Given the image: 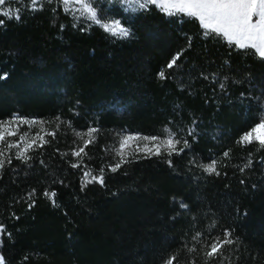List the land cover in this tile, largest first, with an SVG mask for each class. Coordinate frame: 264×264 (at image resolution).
I'll list each match as a JSON object with an SVG mask.
<instances>
[{
  "label": "trees",
  "instance_id": "obj_1",
  "mask_svg": "<svg viewBox=\"0 0 264 264\" xmlns=\"http://www.w3.org/2000/svg\"><path fill=\"white\" fill-rule=\"evenodd\" d=\"M100 3L127 38L64 0L1 5L0 121L17 113L51 132L27 160L1 147L0 223L11 235L0 254L7 264H264V146L243 140L262 116L264 58L205 35L196 17ZM121 128L172 129L181 144L118 155Z\"/></svg>",
  "mask_w": 264,
  "mask_h": 264
},
{
  "label": "snow or ice",
  "instance_id": "obj_2",
  "mask_svg": "<svg viewBox=\"0 0 264 264\" xmlns=\"http://www.w3.org/2000/svg\"><path fill=\"white\" fill-rule=\"evenodd\" d=\"M130 7H133L138 11L148 10L150 5L158 6L163 9V11L170 15H177L180 13L186 14L190 17H196L201 22L204 29L210 30L205 33V35L214 32L218 35H223L230 42H234L240 49L246 47H251L258 52L259 57L264 58V0H126ZM6 0H0V5H5ZM32 3H36V0H32ZM64 3H68V0H64ZM96 0H88L87 3H83L82 7L90 16V18L95 21L96 24H100V20L97 19L98 13L93 4ZM5 15L12 17L13 13L8 10L4 13ZM253 17L256 19L253 20ZM19 19L18 16L15 17ZM2 23V21H0ZM102 27L109 33L118 35L121 38H127L130 35L128 28L120 24L119 21H113L112 23H104ZM177 62V58H174L169 64L168 68H172ZM161 77L164 76V72L159 73ZM223 87V84L220 85ZM16 118H13V122ZM21 123H29L27 120H21ZM6 126V125H4ZM253 133H257L256 139H258L262 146H264V121H261L256 127L243 137L245 142H249L253 136ZM9 135H15L14 132H10ZM54 135V133H53ZM24 138L21 137V140ZM133 139L129 136L125 139L124 143L127 144L128 140ZM153 140L156 138L153 137ZM4 140V133L0 132V141ZM36 143L33 140L30 144H26L23 149H21L17 158H23L27 160L29 157L26 155L28 148H31ZM168 149L172 152H177V145L181 144V140L168 138L166 141ZM19 147V145H11L8 147ZM188 141H183V147L179 149V152H183L184 148H187ZM83 149L77 151L75 155L79 156ZM156 155L160 154L159 146H157ZM225 156L228 155L227 152L224 153ZM4 153L0 151V169L4 167L5 161L3 159ZM11 161L9 160V163ZM171 165V160L168 161ZM119 167V165H117ZM113 171L116 169L113 168ZM205 171L208 173L216 172L215 161L208 164L205 167ZM218 174V173H217ZM100 183H103V177L99 178ZM45 195L55 196V193H45ZM34 203V201H33ZM32 204L29 205L31 207ZM183 206V205H182ZM227 235H230L226 231ZM10 237V233L5 230V225L0 223V236ZM3 240L0 239V244ZM222 243H232L231 240H225ZM222 243H214L211 246V250L208 252V256L212 257L218 253V249L222 247ZM177 258L171 256L167 259L166 264H173ZM0 264H7L6 258L3 254H0Z\"/></svg>",
  "mask_w": 264,
  "mask_h": 264
},
{
  "label": "rangeland",
  "instance_id": "obj_3",
  "mask_svg": "<svg viewBox=\"0 0 264 264\" xmlns=\"http://www.w3.org/2000/svg\"><path fill=\"white\" fill-rule=\"evenodd\" d=\"M38 1V0H36ZM101 0H96V3L93 4V7L96 8L98 16L97 19L104 23H112L113 21H119L121 25L127 28V26L117 17H112L111 14L106 13V9L101 5ZM119 1L124 7L129 9H134L133 7H130L126 0H115ZM88 0H68V4L72 6L74 9L78 11L80 15H83L84 17L90 18V16L87 14V12L83 9L82 4L87 3ZM1 8V5H0ZM256 18L253 17V20ZM13 118H16L13 122ZM21 120H27L29 123H21ZM261 121H264V107L261 119L249 130L246 132L245 135H247L249 132H252V130L261 123ZM41 125L39 124V121L35 119L34 117H25L19 114H14L11 118L0 121V132L4 133V140L0 141V150L1 147H4L3 145H6L8 147L9 144L11 145H19V147H15L18 151L23 149L26 144H30L33 140H41L44 139L46 133H50L51 130L47 131L45 128H37L36 130H32V126L35 125ZM6 125V126H4ZM38 126V127H39ZM194 127L192 124L189 125L188 130H192ZM40 129V130H39ZM10 132H14L15 135H9ZM114 136L112 137L113 140L110 142L112 145L114 152L118 155L125 154L129 149H135L136 151H156L157 146H167L166 141L168 138L174 139L175 132L174 130L170 129L168 130L163 136H149L143 133H140L138 131L130 130L128 128H121L118 131L113 132ZM133 137V139L128 140L127 144L124 143L125 139L127 137ZM257 133H253L252 137H256ZM21 137L24 139L21 140ZM155 137L156 139L153 140L152 138ZM75 152L78 151L77 148H73Z\"/></svg>",
  "mask_w": 264,
  "mask_h": 264
}]
</instances>
